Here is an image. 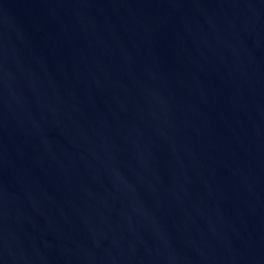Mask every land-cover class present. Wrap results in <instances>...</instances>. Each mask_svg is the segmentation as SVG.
I'll return each instance as SVG.
<instances>
[{"label":"water","instance_id":"1","mask_svg":"<svg viewBox=\"0 0 264 264\" xmlns=\"http://www.w3.org/2000/svg\"><path fill=\"white\" fill-rule=\"evenodd\" d=\"M0 264H264V0H0Z\"/></svg>","mask_w":264,"mask_h":264}]
</instances>
